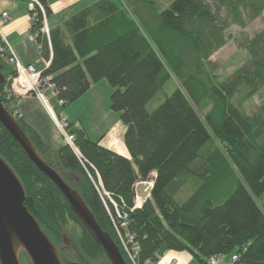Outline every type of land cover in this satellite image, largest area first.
<instances>
[{
	"label": "trees",
	"instance_id": "trees-1",
	"mask_svg": "<svg viewBox=\"0 0 264 264\" xmlns=\"http://www.w3.org/2000/svg\"><path fill=\"white\" fill-rule=\"evenodd\" d=\"M38 1L48 19L47 1ZM138 1L155 10L151 0ZM29 13L30 34L40 57L49 61L40 68L42 77H50L56 101H63L57 114L92 83L106 79L115 88L110 107L120 112L130 157L68 122L81 158L65 143L48 162L50 147L22 116H14L46 163L79 192L100 227L117 243L115 208L100 195L98 180L118 209L128 212L140 264H153L169 250L188 252L199 264L225 254L236 255V264H264V101L251 113L242 106L264 88V27L238 41L247 59L229 76L213 73L208 61L227 42L230 25L244 28L264 13V0H173L157 11L150 36L112 0L89 3L47 34L39 8ZM0 48L1 72L10 58L1 35ZM170 73L180 86L149 111L147 104ZM14 75L13 69L0 84V103L8 111L2 93ZM205 101L211 108L202 119L195 106ZM0 155L21 181L24 205L57 247L62 263L79 264L65 254L70 248L64 227L70 221L81 229V253L109 264L60 190L1 122ZM148 178H153L150 195L136 206L133 187ZM186 188L190 192L180 199ZM20 255L31 264L24 251Z\"/></svg>",
	"mask_w": 264,
	"mask_h": 264
},
{
	"label": "rangeland",
	"instance_id": "rangeland-1",
	"mask_svg": "<svg viewBox=\"0 0 264 264\" xmlns=\"http://www.w3.org/2000/svg\"><path fill=\"white\" fill-rule=\"evenodd\" d=\"M112 1L119 6L125 7L130 14L135 17L141 28H144L143 30L149 35L148 28L157 24V11L168 7L173 0H151L154 3L156 11L153 8L148 7L149 4L140 3L138 0ZM263 27L264 13L244 28L237 25H230L229 28H227V34L230 36L227 39V42L209 57L208 61L211 63L213 73H216L221 77L229 76L238 66H240L247 59V54L243 48L238 46V41L242 40L245 36L248 38L252 37ZM19 51H21L20 55H18V53L16 54L21 65H26L24 59H31L32 65L36 68L39 69L42 67L43 63L40 59L37 45L33 39L27 37L24 43L19 47ZM13 69L14 64L8 59L1 72H3L4 75H7L9 71ZM179 86L180 81L170 73L168 80H166L162 88L147 104V109L149 111L155 109L163 102L166 96L170 95ZM114 89L115 88L111 87L106 79H101L96 83H92L86 93L62 108L63 113L67 117L69 116V119L72 121L82 124L92 140H97L106 132L107 136H115L120 132V128H122V126L125 127V125L120 120V112L115 111L110 107L109 97ZM43 96L48 100L49 104L53 106L54 111L56 112V106L58 105L56 104L55 95L51 90H44ZM12 101V104L15 106L14 110L17 111L16 117L20 118L22 116L23 119L40 134L42 140L50 147L46 155L47 161H54L55 157L53 153L65 144V140L58 132L43 106L36 100V98L28 94L12 97ZM263 101L264 88L259 94L254 95L251 99L244 102L242 106L246 113H251L255 111ZM195 108L200 117L204 119V115L211 108V104L210 102L205 101L204 104L195 106ZM127 157H130L129 154ZM62 175L66 178L64 173H62ZM152 176L153 174L150 175V177ZM189 192L190 189L186 188L181 192L179 198H185ZM135 203H138L137 198L135 199ZM64 232L65 238L68 241V248H70L65 252L68 257L77 261L79 264H105L104 259L97 258L95 260H90L81 253L77 245L81 229L77 224L69 221L64 227ZM221 256L230 257L231 254ZM20 262L21 264H27L22 255H20Z\"/></svg>",
	"mask_w": 264,
	"mask_h": 264
},
{
	"label": "water",
	"instance_id": "water-1",
	"mask_svg": "<svg viewBox=\"0 0 264 264\" xmlns=\"http://www.w3.org/2000/svg\"><path fill=\"white\" fill-rule=\"evenodd\" d=\"M5 76L0 72V84ZM0 122L9 131L27 157L60 190L81 224L101 247L109 264H128L114 239L104 231L79 192L68 185L59 172L49 166L42 154L22 130L14 116L0 103ZM136 182L134 196L143 203L150 195L146 182ZM25 190L16 173L0 155V264H21L24 251L31 264H63L57 247L24 205ZM68 244V241H65Z\"/></svg>",
	"mask_w": 264,
	"mask_h": 264
},
{
	"label": "built area",
	"instance_id": "built-area-1",
	"mask_svg": "<svg viewBox=\"0 0 264 264\" xmlns=\"http://www.w3.org/2000/svg\"><path fill=\"white\" fill-rule=\"evenodd\" d=\"M27 9L33 10L35 7H38L42 13L43 18V28L44 33H48V24L45 17L44 9L41 3L38 0H26ZM1 17L4 20H9L10 16L6 12L1 13ZM1 35V41L4 43L5 51L10 55V61L14 64L15 75L10 78L9 86L2 93V97L5 98L6 105L9 109V112L16 116L17 111L14 110L15 106L12 104V97H18L22 95H32L36 100L43 106L48 116L51 118L52 122L56 126L58 132L62 135L65 140V143L68 144L76 155L80 157V153L77 147L74 145V137L67 131L68 121L63 117L61 113L57 114L54 111L53 106H51L48 100L43 96V91L46 89L53 92V85L50 83V77H42V70L36 68L34 65L27 64L21 65L18 59L13 55L11 48L6 43L4 37ZM30 39H34L33 35L30 34ZM4 48V47H3ZM0 48V50H3ZM12 53V54H11ZM63 103L62 100L56 101L58 106H61ZM94 182V181H93ZM99 193L103 197L109 199L115 208L116 216L112 217V226L117 241L119 250L124 255V258L129 264H140L138 261V254L140 251L139 243L135 240L134 234L129 230V219L128 212L126 210H120L109 198V194L104 191L101 186L100 181L98 180ZM137 197H135L136 199ZM141 203H137L136 206H140ZM219 256H211L206 259L207 264H216ZM237 259L236 255L231 256V261L233 264H236Z\"/></svg>",
	"mask_w": 264,
	"mask_h": 264
},
{
	"label": "crops",
	"instance_id": "crops-1",
	"mask_svg": "<svg viewBox=\"0 0 264 264\" xmlns=\"http://www.w3.org/2000/svg\"><path fill=\"white\" fill-rule=\"evenodd\" d=\"M46 1L51 9V15L47 19L48 28H50L62 23L70 15L77 12L84 6L88 5L93 0H46ZM2 12L8 13L10 19L4 20L1 17ZM31 24H32V18L30 16L29 10L27 9L26 0H0V34H2L6 43L11 48L13 55L17 59L18 57L16 53H18V55H20L21 53V51H19V47L21 46V44L24 43L27 37L30 39ZM33 41L35 42L34 39ZM40 59L43 63L42 66L46 67L49 61H45L41 57ZM24 61L26 62V65L27 64L32 65L31 59H24ZM1 73L3 74V72ZM61 114L68 122L72 123L74 126L83 127L82 124L69 119V116L67 117L63 113V110ZM125 128L126 127L122 126V128H120V132H118L115 136H111V137L107 136L106 134L107 132H106L103 135H101L97 140H99V143L101 145H104L105 147L119 154L128 156V151L126 149L124 141L122 140V132L124 133ZM231 256L230 257L219 256L216 264H233V262L231 261ZM153 264H199V263L188 252L185 251L177 252V251L169 250L165 252L158 259L157 262Z\"/></svg>",
	"mask_w": 264,
	"mask_h": 264
},
{
	"label": "bare ground",
	"instance_id": "bare-ground-1",
	"mask_svg": "<svg viewBox=\"0 0 264 264\" xmlns=\"http://www.w3.org/2000/svg\"><path fill=\"white\" fill-rule=\"evenodd\" d=\"M145 185H146V190L149 191V189L151 188L152 182L151 181L150 182H146ZM137 201H138V203H141L142 199L137 198Z\"/></svg>",
	"mask_w": 264,
	"mask_h": 264
}]
</instances>
